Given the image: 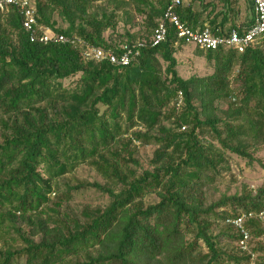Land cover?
I'll return each mask as SVG.
<instances>
[{
    "label": "trees",
    "instance_id": "obj_1",
    "mask_svg": "<svg viewBox=\"0 0 264 264\" xmlns=\"http://www.w3.org/2000/svg\"><path fill=\"white\" fill-rule=\"evenodd\" d=\"M172 1L34 7L39 27L120 55L123 45L148 43ZM232 6L191 0L175 14L225 36L244 29ZM119 25L138 30L118 43L104 38ZM146 45L126 67L84 62L69 45L30 43L17 12L0 11V264H250L226 223L239 216L264 264V182L232 194L218 183L231 174L230 157L264 170V40L243 53L195 47L212 73L186 80L175 56L187 45L174 28ZM136 144L154 149L147 168ZM80 167L102 183L74 181ZM86 189L105 202L75 205L73 193Z\"/></svg>",
    "mask_w": 264,
    "mask_h": 264
},
{
    "label": "built area",
    "instance_id": "obj_2",
    "mask_svg": "<svg viewBox=\"0 0 264 264\" xmlns=\"http://www.w3.org/2000/svg\"><path fill=\"white\" fill-rule=\"evenodd\" d=\"M251 1L253 13L249 26L244 28L241 33L231 29L225 36H221L218 28L211 29L204 25L203 29H191L182 24L175 14V9L181 4H188L191 0H173L167 7L162 19L158 22L148 43L138 42L132 44V46L123 45L120 47V55H116L112 50L91 46L78 38L56 35L49 28L39 27L35 18L34 0H0V11L7 12V10L13 8L17 12L21 26L32 44L69 45L78 49L84 62L100 63L106 61L116 67H126L138 57L140 48L146 44L155 47L163 42L169 26L174 28L177 38L187 46H194L204 51H215L222 47L243 53L259 40H264V0ZM178 100L180 104L181 93H178ZM244 220L245 216H239L235 220H227L226 223L232 225L239 235L238 249L250 257V264H255V255L251 252L250 247L251 237L244 229Z\"/></svg>",
    "mask_w": 264,
    "mask_h": 264
},
{
    "label": "rangeland",
    "instance_id": "obj_3",
    "mask_svg": "<svg viewBox=\"0 0 264 264\" xmlns=\"http://www.w3.org/2000/svg\"><path fill=\"white\" fill-rule=\"evenodd\" d=\"M204 3H208L211 0H202ZM193 9L198 10L199 4L197 1L193 3ZM233 9L236 10L235 22L236 25L242 28L247 27L250 24V19L252 15V8L249 0H233ZM220 8L216 10L218 12ZM139 21V19H138ZM138 28L136 26L132 28H124L123 25H119L115 33H105L104 38H110L119 41H123L120 37H123L124 33L129 31L131 33L137 32ZM110 36V37H109ZM176 60L178 62V75L180 78L186 80L191 77H206L212 73V68L203 58L195 55L194 46H185L177 54ZM76 79H68L62 82L64 87H72ZM102 108V107H101ZM102 110V109H100ZM138 144H136L137 146ZM139 146V145H138ZM137 148V158L139 159L143 168H147V162L151 158L153 148L141 146ZM259 157L264 159V151L259 154ZM231 165V174H223L219 183V193L227 191L229 194L235 192L239 188L240 184H247L252 189L257 188L264 182V170L259 166L254 165L253 168H245L244 163L237 160L235 157H230L229 159ZM240 169V171H239ZM234 176V177H233ZM72 179L76 182L87 181L89 183H102L101 179L96 176L95 173L87 169L86 167H80L76 170V173L72 176ZM228 189V190H227ZM74 204H103L105 198L102 197L98 192L93 189H86L80 192L73 193ZM217 197V196H216Z\"/></svg>",
    "mask_w": 264,
    "mask_h": 264
},
{
    "label": "crops",
    "instance_id": "obj_4",
    "mask_svg": "<svg viewBox=\"0 0 264 264\" xmlns=\"http://www.w3.org/2000/svg\"><path fill=\"white\" fill-rule=\"evenodd\" d=\"M250 21H251V19H250ZM242 28V27H241Z\"/></svg>",
    "mask_w": 264,
    "mask_h": 264
}]
</instances>
